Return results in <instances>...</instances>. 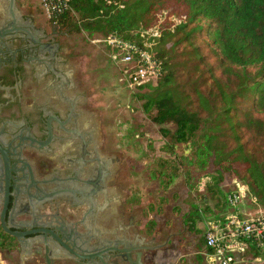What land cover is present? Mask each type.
<instances>
[{
  "label": "flooded vegetation",
  "instance_id": "af4514ba",
  "mask_svg": "<svg viewBox=\"0 0 264 264\" xmlns=\"http://www.w3.org/2000/svg\"><path fill=\"white\" fill-rule=\"evenodd\" d=\"M27 8L0 0V211L8 178L4 220L21 233L0 222L9 236L0 264H154L168 242L123 226L118 214L106 220L110 155L80 108L88 103L83 78L62 56H45L55 48ZM183 220L179 235L193 233Z\"/></svg>",
  "mask_w": 264,
  "mask_h": 264
},
{
  "label": "trees",
  "instance_id": "16d2710c",
  "mask_svg": "<svg viewBox=\"0 0 264 264\" xmlns=\"http://www.w3.org/2000/svg\"><path fill=\"white\" fill-rule=\"evenodd\" d=\"M162 16L153 46L161 72L137 89L144 110H155L152 120L173 126L160 128L164 151L185 145L189 155L179 165L187 159L198 171L214 167L218 174L208 189L220 193L227 173L264 209V0H68L47 20L67 35L84 30L137 40ZM153 175L165 186L174 174ZM197 217L186 214L191 225ZM8 237L0 229V245ZM246 252L260 255L249 243Z\"/></svg>",
  "mask_w": 264,
  "mask_h": 264
},
{
  "label": "rangeland",
  "instance_id": "374dc122",
  "mask_svg": "<svg viewBox=\"0 0 264 264\" xmlns=\"http://www.w3.org/2000/svg\"><path fill=\"white\" fill-rule=\"evenodd\" d=\"M19 2L33 12L37 33L47 35L51 24L40 8V0ZM103 37L101 33L84 30L67 35L51 25V42L55 48L51 56H62L67 60V68L82 76L80 87L88 92V103L81 106L84 118L91 120L90 124L93 123L99 138L104 139V148L109 151L110 188L114 201L110 202L108 212L118 214L121 219L136 213L133 222L136 229L142 233L147 230L148 235L157 233L158 239H165L171 226L174 231L180 229L182 218L191 210L198 215L191 237H183V248L176 245L169 248L170 251L168 248L162 250L168 255L160 256L158 264H174L177 252L181 256L178 264H209L199 254L203 245L202 219L225 210L223 194L226 195L235 181H242L223 173L218 184L220 193L215 194V187L212 191L207 187L215 184L209 182L218 175L214 167L198 171L187 159L179 165V158L189 155L183 144L176 145L173 154L164 151L166 138L160 128L173 130V126L155 123L152 120L155 110H144V99L140 98L142 92L127 87L121 66L115 63L114 49L108 43L98 41ZM158 169L165 174H174L165 186L153 175ZM244 204L246 210H262L252 204L250 197ZM196 234L200 236L198 243ZM0 254L7 255L3 251ZM232 264H264V256L260 254L253 258L250 253L235 259Z\"/></svg>",
  "mask_w": 264,
  "mask_h": 264
},
{
  "label": "built area",
  "instance_id": "2783aa9c",
  "mask_svg": "<svg viewBox=\"0 0 264 264\" xmlns=\"http://www.w3.org/2000/svg\"><path fill=\"white\" fill-rule=\"evenodd\" d=\"M68 0H40V8L46 17L67 7ZM161 19L152 26L138 31L137 40H128L111 34L98 41L106 42L114 49V59L120 68L128 88L154 81L160 74L162 63L153 53V46L162 31ZM249 197L245 184L235 181L225 195L229 208L222 220H205L203 241L207 259L211 263L232 264L252 244L264 256V209L241 210L240 205ZM247 256V255H246ZM244 258V257H242ZM256 258V257H255Z\"/></svg>",
  "mask_w": 264,
  "mask_h": 264
},
{
  "label": "crops",
  "instance_id": "0c3cea01",
  "mask_svg": "<svg viewBox=\"0 0 264 264\" xmlns=\"http://www.w3.org/2000/svg\"><path fill=\"white\" fill-rule=\"evenodd\" d=\"M227 205V204H226ZM240 208L241 210H244L246 209V205L244 203H242L240 205ZM214 215L210 216V217H207V218H204L202 219L203 221V227H204V221L205 220H210V219H216V220H222L226 214H227V207L225 208V210L221 211L220 213H217V215H215V213H213ZM183 219H186V216H184V218H182V225L180 227V229H178V231H174L173 230V227L171 226L170 230H169V233L167 234L166 238L165 239H158V235L157 233L155 234V242L160 245L163 241L164 242H168L167 245H170L169 247H161L157 250V258L155 260V263L154 264H158L159 260H160V256L162 257L163 255L167 256L168 253L166 254V252L162 251V250H166L167 251V248H174V247H177L176 245H178L180 248H183L185 246V240L183 239L184 236H188L187 238H190L192 233L189 232V227L188 229L187 228H184L185 231L184 233H182V235H179V231H181L182 229V226H184L183 224ZM187 220V219H186ZM189 220V219H188ZM191 224V223H190ZM187 230V231H186ZM189 232V233H188ZM162 251V252H161ZM170 251V249H169ZM206 251V249L204 248V245H202L201 249H200V252L199 254L202 256V257H205L206 258V261L207 263L211 264V262L207 259L206 255H204V252ZM171 254H172V249H171ZM179 253L177 252V259L176 261L174 262V264H178V261L179 259L181 258L180 255H178ZM161 261V260H160Z\"/></svg>",
  "mask_w": 264,
  "mask_h": 264
},
{
  "label": "water",
  "instance_id": "95a60500",
  "mask_svg": "<svg viewBox=\"0 0 264 264\" xmlns=\"http://www.w3.org/2000/svg\"><path fill=\"white\" fill-rule=\"evenodd\" d=\"M35 30L37 32V29H35ZM42 37H43V39L45 40L46 43H51V25H49L48 34L47 35H42ZM44 53H45V56H51V49L47 47V49L45 50ZM81 106H80V108H81ZM0 116H5V113H2V114L0 113ZM0 150H1V148H0ZM10 193L11 192L9 191V188H8V178H6V185H5V188H4L3 200L1 202L2 203V208H1V211H0V222H1V225H2L4 230H6L10 234L18 237V236L21 235V233L12 232L11 230H9L7 228V226L5 224V220H4ZM112 201H114V194H111V201L110 202H112ZM114 216H116L114 213H109V217H107L106 220L109 219V220H111V222L112 221L114 222L115 221L114 219L118 218L117 216L114 218ZM136 218H137V214L136 213H131L130 215L126 216L125 218H122L121 224H123V226H125L130 221H131V223H133L136 220ZM116 223L118 224V221H116ZM117 224H115L113 227L111 226L110 230H113L114 227L117 228Z\"/></svg>",
  "mask_w": 264,
  "mask_h": 264
}]
</instances>
